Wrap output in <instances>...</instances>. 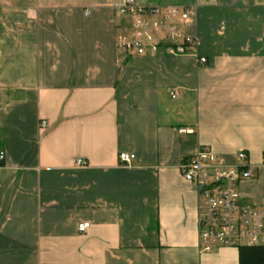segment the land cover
Here are the masks:
<instances>
[{
    "label": "crops",
    "instance_id": "crops-1",
    "mask_svg": "<svg viewBox=\"0 0 264 264\" xmlns=\"http://www.w3.org/2000/svg\"><path fill=\"white\" fill-rule=\"evenodd\" d=\"M135 1L195 4L206 61L117 51L123 0H0V264H238L200 248L178 164L246 161L240 203L264 206V0Z\"/></svg>",
    "mask_w": 264,
    "mask_h": 264
},
{
    "label": "built area",
    "instance_id": "built-area-1",
    "mask_svg": "<svg viewBox=\"0 0 264 264\" xmlns=\"http://www.w3.org/2000/svg\"><path fill=\"white\" fill-rule=\"evenodd\" d=\"M209 2L200 0L201 4ZM194 7L195 4L141 5L135 0H123L117 13L125 21L115 33L116 50L130 56H193L203 64L206 59L196 55L195 39L184 33V25ZM89 12L85 10L84 14ZM39 125L44 126L45 122L41 121ZM189 131L186 128L178 129L181 134ZM134 157L132 153H118L119 162L126 165ZM3 159L4 153L0 151V167ZM237 159L244 161L246 154L238 152ZM74 164L85 165L86 162L77 158ZM178 169L197 192L201 249L264 245V206L240 203L237 185L253 175L246 161L223 165L207 146H199L195 154L180 161ZM88 226V222L79 223L77 230L85 232Z\"/></svg>",
    "mask_w": 264,
    "mask_h": 264
},
{
    "label": "trees",
    "instance_id": "trees-1",
    "mask_svg": "<svg viewBox=\"0 0 264 264\" xmlns=\"http://www.w3.org/2000/svg\"><path fill=\"white\" fill-rule=\"evenodd\" d=\"M238 264H264V245L238 246Z\"/></svg>",
    "mask_w": 264,
    "mask_h": 264
},
{
    "label": "rangeland",
    "instance_id": "rangeland-1",
    "mask_svg": "<svg viewBox=\"0 0 264 264\" xmlns=\"http://www.w3.org/2000/svg\"><path fill=\"white\" fill-rule=\"evenodd\" d=\"M151 1H153V2H158L159 0H151ZM168 2H177V1H179V0H167Z\"/></svg>",
    "mask_w": 264,
    "mask_h": 264
}]
</instances>
